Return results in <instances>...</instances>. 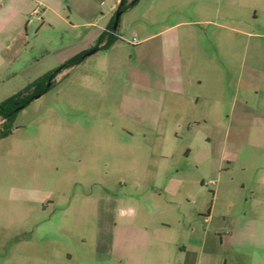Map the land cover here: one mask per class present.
Returning a JSON list of instances; mask_svg holds the SVG:
<instances>
[{
    "label": "rangeland",
    "instance_id": "obj_1",
    "mask_svg": "<svg viewBox=\"0 0 264 264\" xmlns=\"http://www.w3.org/2000/svg\"><path fill=\"white\" fill-rule=\"evenodd\" d=\"M40 12L19 45L10 40L20 51L0 71V103L59 67L82 31L43 26ZM227 12L225 0H139L111 51L17 112L0 139V264H99L101 243L145 221L207 233L215 246L232 225L264 222V57L231 36ZM166 38L181 95L162 91Z\"/></svg>",
    "mask_w": 264,
    "mask_h": 264
},
{
    "label": "crops",
    "instance_id": "obj_2",
    "mask_svg": "<svg viewBox=\"0 0 264 264\" xmlns=\"http://www.w3.org/2000/svg\"><path fill=\"white\" fill-rule=\"evenodd\" d=\"M119 2L120 0H0V71L19 55L20 50L16 54L11 53L10 40H17L18 45L21 43L23 31L30 24V17L37 8H42L37 19H40L43 26L61 23L72 30H82L75 35L76 42L70 45L66 54L60 60L55 57L60 65L79 54L88 53L81 62L84 63L88 56L111 51L116 42L107 50L90 52L99 37L108 30ZM225 5L227 19L233 25L229 28L231 36L235 35L237 41L245 38L248 43L253 42L251 57H264V0H225ZM155 35L157 34L146 36L142 41ZM170 39L163 41L165 78L162 91L170 95H181L184 94V88L180 84V57L175 43L171 44ZM177 42L176 40V45ZM79 65L66 70H74ZM170 67L173 69L170 70ZM44 74L43 72L42 75ZM258 85L262 91L257 105L264 111V77ZM161 101L164 103L165 100ZM243 105L248 106V100H244ZM261 123L257 139H261L258 145L264 148V118ZM262 182L264 184V177ZM250 194L254 197L255 190L252 189ZM261 218L264 219V216ZM258 219L246 221L242 226L232 225L227 230L226 242L220 239L216 246L207 233L196 235L193 230L184 232V229H174L168 223L152 225L145 221L144 224L130 228L127 235L121 234L116 240L101 243L100 249L106 260L99 264H264V222ZM81 264L92 263L81 261Z\"/></svg>",
    "mask_w": 264,
    "mask_h": 264
},
{
    "label": "trees",
    "instance_id": "obj_3",
    "mask_svg": "<svg viewBox=\"0 0 264 264\" xmlns=\"http://www.w3.org/2000/svg\"><path fill=\"white\" fill-rule=\"evenodd\" d=\"M139 0H120L116 12L123 13L124 11L134 7ZM114 17L105 31L97 40L93 49L90 52L107 50L116 41L115 30H112ZM111 32V33H109ZM88 53L79 54L64 62L59 67L45 73L33 82L29 83L19 92L5 99L0 103V119L3 121L0 128V139L9 136L12 133L13 121L18 111L25 108L36 95H43L52 86L53 81L61 72L73 66L80 64Z\"/></svg>",
    "mask_w": 264,
    "mask_h": 264
},
{
    "label": "water",
    "instance_id": "obj_4",
    "mask_svg": "<svg viewBox=\"0 0 264 264\" xmlns=\"http://www.w3.org/2000/svg\"><path fill=\"white\" fill-rule=\"evenodd\" d=\"M120 15H121V13H119V12H116V13H115V16H114V23H113L112 30H115V29L117 28ZM40 96H41V95H36V96L34 97V99H37V98H39Z\"/></svg>",
    "mask_w": 264,
    "mask_h": 264
},
{
    "label": "built area",
    "instance_id": "obj_5",
    "mask_svg": "<svg viewBox=\"0 0 264 264\" xmlns=\"http://www.w3.org/2000/svg\"><path fill=\"white\" fill-rule=\"evenodd\" d=\"M109 33H111V32H109ZM130 43L133 45H136L138 42L135 39H133Z\"/></svg>",
    "mask_w": 264,
    "mask_h": 264
}]
</instances>
